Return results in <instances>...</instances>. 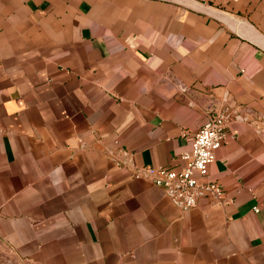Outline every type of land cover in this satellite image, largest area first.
<instances>
[{
    "label": "crops",
    "instance_id": "1",
    "mask_svg": "<svg viewBox=\"0 0 264 264\" xmlns=\"http://www.w3.org/2000/svg\"><path fill=\"white\" fill-rule=\"evenodd\" d=\"M213 106L182 211L135 175ZM0 264H264V0H0Z\"/></svg>",
    "mask_w": 264,
    "mask_h": 264
},
{
    "label": "built area",
    "instance_id": "2",
    "mask_svg": "<svg viewBox=\"0 0 264 264\" xmlns=\"http://www.w3.org/2000/svg\"><path fill=\"white\" fill-rule=\"evenodd\" d=\"M230 119L228 110L210 114L193 135L190 149L181 155L183 166L180 170L143 168L135 176L148 179L182 211L195 208L200 197L221 200L223 192L220 186L207 180V176L215 152L225 142V130ZM253 211L257 212V208Z\"/></svg>",
    "mask_w": 264,
    "mask_h": 264
},
{
    "label": "water",
    "instance_id": "3",
    "mask_svg": "<svg viewBox=\"0 0 264 264\" xmlns=\"http://www.w3.org/2000/svg\"><path fill=\"white\" fill-rule=\"evenodd\" d=\"M212 12H213V14H215V15H217V16H221L220 13H218V12H214V11H212ZM253 34H254V33H253ZM179 88H180V90L183 91V92L186 91L185 88L182 87V86H180V85H179ZM228 108L231 109V110H233L234 108H236V111H237L238 113L241 112V109H242V108H240V107H233V106H229ZM217 111H218V107H216V106H213L212 108L209 109V113H210V114H214V113H216Z\"/></svg>",
    "mask_w": 264,
    "mask_h": 264
}]
</instances>
